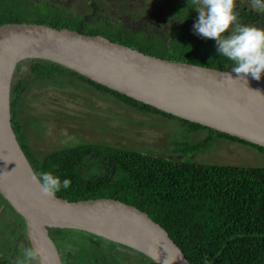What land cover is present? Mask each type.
Wrapping results in <instances>:
<instances>
[{"label": "trees", "instance_id": "trees-1", "mask_svg": "<svg viewBox=\"0 0 264 264\" xmlns=\"http://www.w3.org/2000/svg\"><path fill=\"white\" fill-rule=\"evenodd\" d=\"M88 4L91 12L77 14L52 0H0V24L30 22L56 28L66 27L85 34H99L147 54L173 61L226 70L235 66L233 61L219 55L214 39L191 33L189 18L192 14L189 6L179 3L167 12L164 10L161 15L165 22L158 20L150 24L142 20L141 24L130 27L123 19L114 22L110 16H106L99 0H88ZM260 17L261 12L246 6L241 8L240 5L239 23L243 20L260 22ZM56 78L79 83L99 94H108L115 101L141 113L177 120L179 126L188 133L206 131L203 139L193 143L174 141V145L184 155L205 148L210 141L219 137L249 145L259 151H264V147L166 113L50 60L26 58L17 63L12 77V127L33 170L53 171L62 180H71L70 188L61 189L56 193L57 196L69 201L111 197L138 207L166 229L190 264H264V166L204 165L186 158L174 159L138 149L85 141L35 155L25 143V132L17 118V106L32 84L38 82L46 88ZM0 198L20 218L22 231L19 240L23 241L26 228L22 218L6 199L1 195ZM52 230L62 245L66 243L61 238L65 231H77L89 239L95 238V242L87 247L91 248L99 264L112 263L109 257L104 258L106 253L99 254L101 241H106L114 249L110 251L117 256L115 260L125 255L117 246L128 248L78 229ZM3 233L4 230L0 229L1 236ZM14 247L13 244L6 245L2 253L6 252L9 256L4 259L2 254L0 264L14 260L12 256H17ZM10 248L12 251H9ZM128 249L145 258V263L156 264L143 253L130 247ZM78 261L80 259L76 255L71 263L77 264Z\"/></svg>", "mask_w": 264, "mask_h": 264}, {"label": "water", "instance_id": "water-1", "mask_svg": "<svg viewBox=\"0 0 264 264\" xmlns=\"http://www.w3.org/2000/svg\"><path fill=\"white\" fill-rule=\"evenodd\" d=\"M58 63L135 100L176 117L264 147V75L173 61L96 34L41 23L0 24V195L22 218L34 264H66L53 228L86 231L137 250L156 264H190L166 229L122 200L69 201L42 197L33 168L14 133L10 88L19 61ZM231 73L233 80L223 79Z\"/></svg>", "mask_w": 264, "mask_h": 264}, {"label": "rangeland", "instance_id": "rangeland-1", "mask_svg": "<svg viewBox=\"0 0 264 264\" xmlns=\"http://www.w3.org/2000/svg\"><path fill=\"white\" fill-rule=\"evenodd\" d=\"M52 1L61 3L66 10L77 14L91 12L88 0ZM99 1L102 12L106 16H110L112 21L116 22L120 18L126 21L130 27H134L141 24L142 20L155 24L158 21L157 17L161 18V12L164 10L167 12L173 5L179 3L189 6L193 0H180L179 3L177 0ZM236 1L254 10L253 0ZM201 6L199 0H196L193 7H189L192 14L189 18V25L193 34H195L193 26L199 16L196 10ZM260 18V22L256 23L244 20L242 25L264 28V13L261 12ZM163 21L165 22V20ZM56 80L57 78L46 88L38 82L32 84L24 99L17 106V118L25 132V143L35 155L40 156L62 146L85 141L138 149L141 152L174 159L186 158L204 165L217 163L264 166V151L220 137L210 141L205 148L184 155L174 145V141L193 143L203 139L207 134L206 131L188 133L179 126L177 120L172 121L162 116L141 113L115 101L114 97L108 94L96 93L94 90L87 89V87L70 80ZM134 124L139 126H134ZM20 224V218L0 198V229L4 230L2 236L0 234V256L6 245L13 244L14 249H17L15 251L17 256H12L14 260L19 261L23 258L24 251L29 246L25 236L23 241L19 240L22 231ZM85 236L84 233L77 231H65L61 235L62 240H65L66 243L71 242L76 247H80V261L77 264H83L81 261L89 255V251H86L87 245L96 240L93 237L89 239ZM102 244L105 252H109L106 253L107 257L112 261V263L107 262L106 264H139L138 262L148 264L143 261L145 258H141L135 252H129L127 256L115 260L117 256L110 251L112 247L106 241H103ZM9 251L12 249L10 248ZM3 255L4 259L9 256L6 252ZM92 257L93 253L90 259ZM14 260L12 259L8 264L18 262ZM122 260L127 263H123Z\"/></svg>", "mask_w": 264, "mask_h": 264}, {"label": "clouds", "instance_id": "clouds-1", "mask_svg": "<svg viewBox=\"0 0 264 264\" xmlns=\"http://www.w3.org/2000/svg\"><path fill=\"white\" fill-rule=\"evenodd\" d=\"M199 3L202 6L196 10L199 16L193 26L195 34L216 41L219 55L235 64L231 73L237 77L251 75L259 80L264 74V28L240 24L236 0H199ZM253 8L264 13V0H253ZM231 73H224L223 79L233 80ZM31 179L45 198H52L71 186L70 179L62 180L53 171L34 170ZM37 256L36 249L27 248L18 264H34Z\"/></svg>", "mask_w": 264, "mask_h": 264}, {"label": "flooded vegetation", "instance_id": "flooded-vegetation-1", "mask_svg": "<svg viewBox=\"0 0 264 264\" xmlns=\"http://www.w3.org/2000/svg\"><path fill=\"white\" fill-rule=\"evenodd\" d=\"M178 1V3L180 2V0H177ZM129 5L130 6H132V4L131 3H129ZM193 5H194V2L192 1V3L189 5V7H193ZM236 5H237V8H236V11L238 12L239 11V8H240V5H241V8H243V7H245L242 3H239V2H237L236 1ZM174 6V5H173ZM172 6V7H173ZM172 7H171V9H172ZM161 13H163V12H161ZM162 18V17H161ZM161 18H159V17H157V20H160ZM244 22V20L243 21H241V23L240 24H242ZM94 235V234H93ZM96 236V235H95ZM100 238H102V237H100ZM102 239H105V238H102ZM103 241H101V245L100 246H98V249H99V254H100V252H104V253H109V252H105V249H104V246H103ZM30 246V245H29ZM63 246V248H64V251H65V255H66V264H72L71 263V261H73L74 260V258L76 257V253H78V258H79V247H76L73 243H71V242H69V243H65V245H62ZM69 246H72V248H69ZM125 246V245H124ZM126 247H128V246H126ZM117 249H119V250H122L121 252H123V257H125V256H127L128 255V253L129 252H133V251H131L130 249H128V248H125V247H122V246H117L116 247ZM87 249H88V251H89V255H88V257L86 258V259H84L82 262H83V264H99L98 263V258H95V254H93L94 256L90 259V256H91V254L93 253V251L91 250V248H88L87 247ZM111 250L112 251H114V249L113 248H111ZM134 253V252H133ZM104 258H107V254H105V257Z\"/></svg>", "mask_w": 264, "mask_h": 264}]
</instances>
